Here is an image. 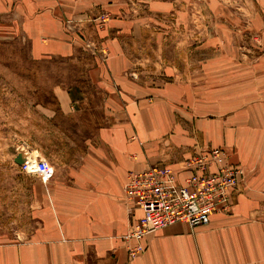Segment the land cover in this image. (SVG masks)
Here are the masks:
<instances>
[{
	"label": "crops",
	"instance_id": "obj_1",
	"mask_svg": "<svg viewBox=\"0 0 264 264\" xmlns=\"http://www.w3.org/2000/svg\"><path fill=\"white\" fill-rule=\"evenodd\" d=\"M136 3L0 0V30L20 33L34 60H74L80 26L92 14H110L104 29L122 32L123 39L134 31L136 43L141 29ZM122 54L109 55L106 66L90 71L99 84L95 88L106 93L102 122L84 139L75 155L79 160L62 167L66 176L43 184L37 227L29 238L0 243V264H264V152L249 138L250 109L229 117L198 114L187 86L143 84L141 72L112 64L125 58ZM143 87H150L148 101L142 99ZM53 93L62 116L78 113L70 90L55 86ZM257 124L264 126V116ZM209 148L222 149L229 163L242 169L231 209L214 213L205 226L175 223L148 234L141 240L143 251L129 258L122 237L141 211H130L123 198L128 174L158 163L176 168L181 159Z\"/></svg>",
	"mask_w": 264,
	"mask_h": 264
},
{
	"label": "rangeland",
	"instance_id": "obj_2",
	"mask_svg": "<svg viewBox=\"0 0 264 264\" xmlns=\"http://www.w3.org/2000/svg\"><path fill=\"white\" fill-rule=\"evenodd\" d=\"M135 2L134 15L141 19L136 43L134 31L126 37L133 42L123 45L122 32L104 29L110 14L103 25L97 24L101 13L92 14L80 26L74 60H34L20 33L0 30V243L29 238L37 227L43 184L66 176L62 167L79 160L75 155L84 139L102 122L106 93L95 88L99 84L90 71L106 66L111 54L122 52L124 61L112 64L141 72L143 84L187 86L186 95L203 116L250 109L249 138L254 136V148L264 152V126L257 124L264 116V0ZM55 86L70 90L78 113H59ZM149 88L143 87V100L150 99ZM38 160L46 162L48 179L23 170L27 161Z\"/></svg>",
	"mask_w": 264,
	"mask_h": 264
},
{
	"label": "built area",
	"instance_id": "obj_3",
	"mask_svg": "<svg viewBox=\"0 0 264 264\" xmlns=\"http://www.w3.org/2000/svg\"><path fill=\"white\" fill-rule=\"evenodd\" d=\"M107 20L108 15L103 13L97 24L103 25ZM23 170L38 173L43 180L50 177L43 160L27 161ZM241 177L242 169L232 166L229 155L219 148L195 152L178 162L176 168L158 163L129 173L123 198L130 211H141L122 237L129 258L143 251L141 240L148 234L175 223L191 229L205 226L214 213L229 211Z\"/></svg>",
	"mask_w": 264,
	"mask_h": 264
}]
</instances>
